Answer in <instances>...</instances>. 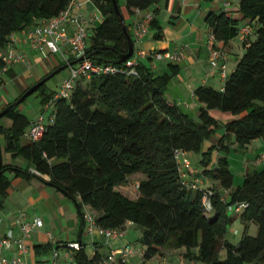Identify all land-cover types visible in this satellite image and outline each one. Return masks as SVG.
Masks as SVG:
<instances>
[{
    "label": "trees",
    "instance_id": "obj_1",
    "mask_svg": "<svg viewBox=\"0 0 264 264\" xmlns=\"http://www.w3.org/2000/svg\"><path fill=\"white\" fill-rule=\"evenodd\" d=\"M71 1L0 0V52L13 34L40 19L60 15ZM160 1L126 0V8L130 13L150 10ZM95 2L103 20L94 31L86 58L99 65L112 64L117 71L80 80L69 99L59 97V90H47V83L42 85L36 92L44 105L53 102V119L35 143L21 144L31 121L15 102L26 91L7 106L14 104L3 117L12 126H0L5 150L22 156L28 166L2 163L0 207L11 186L7 175L13 174L27 181L39 180L64 194L74 202L83 222L84 207H90L101 229L124 232L128 224L139 225L145 262L185 249L183 258L193 264H264V167L245 174L243 183L234 187L228 158L213 160L215 149L229 151L234 146L235 152L245 155L253 141L264 140V0H237L236 8L226 6L209 14L210 34L216 41L227 45L242 34L244 52L234 70L227 72L221 91L211 86L195 90L203 105L197 120L166 98L177 74L175 66L170 64V74L158 75L142 60L133 69L121 63L128 53V38L113 1ZM120 12L123 15L121 8ZM124 21L136 44L131 26ZM156 26L153 18L151 27ZM212 110L229 113L234 119L220 122L210 115ZM219 128L224 133L218 143L204 151V142ZM177 150L203 154L189 180L180 176ZM136 174L145 177L138 184L137 198L130 199L118 188ZM203 181L207 183L202 186ZM195 182L197 188H189ZM205 199L211 203L210 211ZM234 204L243 206L239 213L229 210ZM235 221L248 227L255 223L257 235L245 233L238 244L230 242L228 227ZM77 243L81 247L71 250L73 264H105L112 253L103 258L96 251L90 258L82 242ZM41 247L53 249L52 244ZM193 248H198L196 254ZM128 258L117 259L116 264H128Z\"/></svg>",
    "mask_w": 264,
    "mask_h": 264
},
{
    "label": "crops",
    "instance_id": "obj_2",
    "mask_svg": "<svg viewBox=\"0 0 264 264\" xmlns=\"http://www.w3.org/2000/svg\"><path fill=\"white\" fill-rule=\"evenodd\" d=\"M79 4L80 6H78ZM226 6L228 8H236L237 0H161L158 5L149 10L153 13L157 26L154 28L151 27L148 35L141 42L136 44V49L143 50L148 54L166 51H182L184 53V59L178 62H170L168 60L158 61L150 57H146L142 59V61L158 75L164 73L170 74V64L177 68V74L171 79L168 85L166 98L171 103L180 104L184 111H195L193 116L196 120L199 118V109L203 105L200 104L195 97V90L200 86H211L221 91L224 87V80L221 78L220 71L214 69L210 64V51L207 46V41L211 31L207 18L211 12H217L224 9ZM122 13L126 23L131 26L132 30L134 21L133 13H130L127 8L126 12L124 13L122 11ZM78 14H82L84 18L90 20L88 35L91 27H95L93 29L94 33L95 29L100 25L98 24L99 14H101L103 18V14L95 0H75V5L71 10V16L75 17ZM45 20L47 19H40L30 28L14 34L16 48L21 54L26 56V62L15 65L6 74H0V112L9 104L14 103L19 96L44 78L53 69L65 63L61 53L51 54L48 50H46L45 53H40L34 50L25 38V31L31 30ZM243 26L244 24H242V27ZM243 37L242 34H239L237 38L227 45L218 43L219 47L226 52L228 56L227 70H229V66H232V71L234 70L237 59L241 57L244 52L242 48ZM88 42L87 46H89ZM64 52L66 53L65 48ZM53 60L57 62V65H53ZM9 85H12L14 94L18 96L14 101L8 100L3 94H10L7 89ZM59 89L60 87H58L57 90ZM218 111L219 110H212L210 111V115L220 122H229L234 119L233 115L229 113L221 114ZM52 119L53 116L51 114L48 123L52 122ZM32 122L31 120V123ZM48 123L46 124L48 125ZM0 126L9 128L12 126V121L7 118H2L0 120ZM29 143L32 142L29 141L27 144ZM262 154H264V140L258 139L253 141L248 147L247 153L242 158L243 166H241V168L243 176L252 171H260L264 167V163L258 161L259 156ZM31 170L33 171V168H31ZM7 176L11 181V186L8 189V196L4 201L3 207H1L3 208V212L10 214L17 210L28 208L27 212L29 213V218L33 219L34 217H38L40 220L43 218L48 228L53 222H55V225H58V222L60 224L62 222L65 223V225L58 227L60 233L56 236V239L54 238L55 234L51 232L48 233V236L51 235L54 238L52 244L53 248H61L69 242L81 241L85 250H87L88 247L93 248V254L97 251L101 255L100 252L106 250V254L102 256L104 258L114 250H119L127 245L130 247V243L122 239L121 241L114 239L107 242L106 239L98 234L93 235L92 238L86 236V224L80 218L76 205L72 200L55 188L36 179L27 181L15 178L13 174H8ZM206 183L207 181L200 182L202 186ZM6 205L9 207L7 208ZM89 209L91 208L89 207ZM69 222H71V224H69ZM69 225L71 226L69 227ZM1 229L5 231L7 229H12L15 234V230L18 228L15 222H12L11 227V223L5 220L0 225V230ZM70 230L79 231L76 239L70 238ZM65 234H68V237H63ZM86 237L89 238V244L85 241ZM30 248L32 251V247ZM180 251H185V249ZM14 252L15 247L7 252V255H13ZM174 253L175 252H171L172 259L169 258L168 255H165L162 258H156L152 261L145 262L143 260L142 249L140 251L141 264H175L176 262L173 263L171 261L174 260ZM184 253L185 252L181 253V255ZM182 259V261L185 260L183 257ZM33 260L34 253L30 252L26 261L28 264H35ZM129 263L130 261H128V264Z\"/></svg>",
    "mask_w": 264,
    "mask_h": 264
},
{
    "label": "built area",
    "instance_id": "obj_3",
    "mask_svg": "<svg viewBox=\"0 0 264 264\" xmlns=\"http://www.w3.org/2000/svg\"><path fill=\"white\" fill-rule=\"evenodd\" d=\"M74 5L75 0H72L68 7L60 15L47 19L31 30L29 29L25 31V38L34 50L40 53H45L46 50H48L51 54L61 53L67 65L81 57H84L83 61L68 67L69 74L63 80L58 94L59 97L64 99H69L72 96L74 87L80 80L89 81L93 77L100 76L102 74L115 73L117 71V67L112 64L99 65L86 58V51L88 47L87 42L89 38L88 25L90 20L84 18L82 14L72 17L71 10ZM78 6H80V4ZM133 15L134 21L132 33L134 41L137 44L148 35L154 15L149 10L140 9L135 10ZM247 31V29H243L242 32L247 33ZM136 44H134L135 50L133 56L126 61V66L129 69L136 67L139 62L146 57H150L155 60H168L170 62H178L185 57L182 51H166L148 54L143 50L136 49ZM207 46L210 51V64L214 69L220 71L221 78L224 80L227 76V54L223 50H220L218 42L213 34L209 35ZM64 48L66 49V53L64 52ZM0 59L2 61L0 74H6L15 65L26 62V56L21 54L16 48L14 34L10 37L6 48L0 52ZM44 107L45 110L51 108L53 109V102H48L44 105ZM46 125L44 116H40L39 119L31 123L29 133L31 142L35 143L42 139ZM175 156L179 165L181 178L183 180H189L190 173L196 171H192L190 161L184 157L185 152L183 150H177L175 152ZM258 161L264 163V154L259 156ZM197 185L198 182L190 183L189 188L196 189ZM204 204L206 210L210 211L211 203L208 199L204 200ZM242 207V205L234 204L229 207V210L234 213H239ZM88 208L89 207H85V209ZM84 221L86 224V231L92 236L98 234L107 240H111L119 239L123 235V232L119 230L99 228L94 215L89 212H84ZM16 225L20 227V237H16L12 229H8L3 233H0V264H28L25 260V257L28 254V247L25 242L36 228L42 226V221L38 217L33 220H29L25 212H20L18 213ZM13 246L16 248L14 254L7 255L6 251L13 248ZM65 246L69 250H79L81 247L77 242H69ZM131 254L132 250L128 247L115 250L107 258L105 264H116L117 259H127ZM66 257L72 261V256L68 252ZM58 259L59 253L55 251L54 260L51 264H56Z\"/></svg>",
    "mask_w": 264,
    "mask_h": 264
},
{
    "label": "rangeland",
    "instance_id": "obj_4",
    "mask_svg": "<svg viewBox=\"0 0 264 264\" xmlns=\"http://www.w3.org/2000/svg\"><path fill=\"white\" fill-rule=\"evenodd\" d=\"M118 5L121 8V10L125 13L126 12V0H118ZM98 17H99L98 24H100L102 22L103 18L101 16V14H99ZM94 28L95 27H93V28L91 27L89 30V37H90L88 40L89 44L91 43V38L94 34L93 33ZM53 65H57V62L54 60H53ZM228 69L229 70H227V72L230 73L232 71V66L231 67L229 66ZM68 74H69L68 68L63 70L62 72L56 74L47 83V85H46L47 90L57 91L58 87H60L63 80L68 76ZM12 88H13L12 85L7 86V89L10 92V94L9 93H3V94L5 95V98H7L8 100L14 101L18 96L16 94H14V90ZM41 100H42V97L40 95V92L33 93L22 104L19 105L18 110H20L22 113H24L30 121L31 120L35 121V120L39 119L40 116H44L46 123H48V119L51 116L53 109L51 108V109H47L44 111L45 107L43 106ZM184 112L194 118L193 115L195 114V111H192V110L188 111L187 110ZM218 112H220L221 114H224V112H222V111H218ZM30 129H31V123L28 125V127L25 130L23 137L21 138V144L24 145V144H27L29 141H31V138L29 137ZM223 133H224L223 128L217 129L216 133L209 140H206L204 142L203 150L205 151L210 146L216 145L219 141V138L222 136ZM0 155H1L2 163L4 165L18 166V167H22V168H26L28 166V162L22 156L13 155V154H11L5 150V139H4L3 135H0ZM202 155H203L202 153H196L193 151L185 152L184 157L190 161L192 171L199 166V163L202 159ZM224 156H226L228 158V161L230 164L229 167H230V170L234 176V187H237L238 185H241L243 183L244 176H243L241 166H243L242 158L245 155H243L239 152H235L234 146H231L229 151L216 150V149L213 151V160L214 161H216V159L218 157H224ZM144 177L145 176L143 174H136V175L130 177L127 184L119 187L118 190L120 192H122L125 196H127L128 198L136 199L137 195H138V184L140 181H142V179ZM6 207L8 208L9 206L6 205ZM27 209L28 208H23L22 210H17L14 213L12 212L10 214H6V212H3V208L0 207L1 224L5 220H8V222L11 223V227H12V222L13 223L17 222L18 213H20V212H25L27 215V218L29 220H33L35 217L33 219L29 218V213L27 212L28 211ZM84 212H89L90 214H93V211L91 209H89V208L85 209V207H84ZM15 215H16V217H15ZM41 220H42V226L39 228H36L35 231H33L31 233V235L26 239L25 244L28 247V254L25 257V260L28 258L30 252H33L34 253L33 262L35 264H38V263L39 264H51L54 260V253H55V251H57L59 253V259H58L56 264H73V262L68 257H66L67 252L72 256L73 251L66 248V246H63L61 248H53L52 250L49 249L47 251L41 250L42 249L41 246H48L50 244H53V239L54 238L56 239V236L59 235V233H60V229L58 227H60L61 225H65L64 222H62L61 224L58 222V225H55V222H53V223H51V226H49V228H48V225L46 224V222H44L45 220L43 218ZM69 224H71V222H69ZM70 226L71 225H69V227ZM249 226L250 227H248L247 225H245L244 223H242L240 221L233 222L228 227V233H227L226 238L230 242H232L234 244H238L241 241V239L245 233L249 236H256L258 233V226L255 223H250ZM17 228L18 229L15 230V234H16V237H20L21 236L20 227L17 226ZM2 229H3V227H2ZM2 229L0 230V233H3V231H5ZM49 232L55 234L54 238L51 235L48 236ZM78 233H79L78 230H76V231L70 230V232H69L70 238L76 239V237L78 236L77 235ZM142 235H143L142 228L139 225L131 223L127 226L126 230L123 232L122 237L118 239L119 241H121V239L124 240L125 242L128 241L130 243V249H132V253L134 252L133 253L134 255H132V256H130V258H128V260L130 261L129 264H141L140 251L143 248L142 243H141ZM86 236H89L92 238V235L89 234L88 232H87ZM63 237H68V234H65ZM85 241L87 244H89V238L88 237L85 238ZM30 247H32V251L30 250L31 249ZM13 248H14V246H13ZM13 248L9 249L6 252L11 251ZM180 250H182V249L172 250V251L165 253V255H168L169 258H171V252H175L173 254L174 260H171L173 263L176 262L175 264H193V262H191L189 260L182 261L183 260L182 257L185 253L183 255H181V253L186 252V250L185 251H180ZM86 251H87L88 256L90 258H92L93 257V248L88 247ZM197 252H198V248L192 249L193 254H196ZM100 253H101V256H104V254H106V250H102Z\"/></svg>",
    "mask_w": 264,
    "mask_h": 264
},
{
    "label": "water",
    "instance_id": "obj_5",
    "mask_svg": "<svg viewBox=\"0 0 264 264\" xmlns=\"http://www.w3.org/2000/svg\"><path fill=\"white\" fill-rule=\"evenodd\" d=\"M113 1V5H114V9L115 12L117 14V16L120 18V22L122 24L123 30L128 38V53L124 56H122L121 58V63H125L127 60H129L133 54H134V50H135V45L134 42L132 40L131 35L128 33L127 28L125 26V21H124V17L120 12V8L118 6L117 0H112ZM84 57L79 58L78 60L70 63L69 65L66 64V66L60 67L57 70H55L53 73L49 74L47 77H45L43 80H41L40 82L36 83L35 85H33L31 88H29L22 96L21 98H19L16 102L15 105H20L22 104L30 95H32L33 93H35L42 85L46 84L50 79H52L56 74L62 72L63 70L67 69L69 66L75 65L77 63H79L80 61H83ZM14 104L10 105L9 107H7L6 109H4L2 112H0V119L3 118L8 112L9 110L13 107ZM1 165H2V159H1V155H0V175H1Z\"/></svg>",
    "mask_w": 264,
    "mask_h": 264
}]
</instances>
